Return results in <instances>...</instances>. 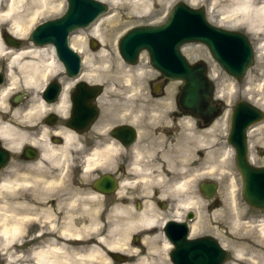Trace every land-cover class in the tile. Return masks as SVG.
Returning a JSON list of instances; mask_svg holds the SVG:
<instances>
[{"label": "flooded vegetation", "instance_id": "af4514ba", "mask_svg": "<svg viewBox=\"0 0 264 264\" xmlns=\"http://www.w3.org/2000/svg\"><path fill=\"white\" fill-rule=\"evenodd\" d=\"M91 27L92 25L89 28ZM88 43L94 49L97 46L94 36H91ZM78 52H80L82 64L76 77L68 75L64 64L54 53L61 65V73L51 77L46 82L49 84V82L56 81L59 85L57 97L54 100L46 98L43 95V90L34 98L27 91L28 89L15 90L16 85L9 89L3 98V104L0 106V120H10L13 126L19 130L24 129L23 131L29 133L33 138H39L40 134L43 133L46 143L59 150L55 163L46 161L47 163L43 164L45 181H51L53 185L58 186L61 178L66 176V187H55L54 192L59 193L56 196L60 195V198L67 203L75 199L86 201L92 192L97 191L94 186L95 180L103 175H109L115 182V188L112 192L103 193L105 199L115 198L118 191L121 190V203L125 206L131 201L135 203L136 209V207H141L143 202L147 200L144 198L148 197L154 203L160 221L154 230L155 238L152 245L160 256V263L174 264L170 252L174 249L175 244L200 240L204 242L201 249L206 251L207 240L211 238L218 247L227 253V259L221 264H228L234 260H238L239 264H264V208L250 206L245 201L242 192V175L237 168L235 156L234 166L238 172L241 186L238 193H232L228 196L233 198L238 194L242 199V209L238 210L235 205L236 210L233 209L232 211L236 214L234 220L236 226H233L231 220L227 219L228 215L226 216L223 206L221 185L214 183L216 188L212 196L216 200L215 202L211 201V203L214 202L217 206L208 205V199H212V196L208 198L201 189V184L208 181L194 177L193 188L190 187V183L184 188H177L176 185L184 180L189 182L193 169L199 170L202 157L206 159L205 151L196 148L195 161L192 162L190 154V137L193 133L190 130L191 119L196 122L195 131L206 133L210 127L215 126L217 118L224 113V103L217 99L213 101L214 104H221V113L210 122H204L191 113L182 110L177 105L176 97L172 100V108L168 109L170 113L157 114L156 118L152 120H143V117H149V114H128V112L123 111L121 106L117 108L107 105L106 113L102 114L100 97L103 89L95 82L82 77L84 72L83 61L87 52L84 50ZM125 64L128 63L125 62ZM0 75L2 77L0 82L1 93L3 89L9 87L5 64L3 68H0ZM156 79L154 86L150 87L154 96L155 94L162 95L169 83V80L165 79L159 72ZM65 82L71 83V86L67 91L64 106L59 111L53 107L60 99ZM81 82H85L86 86L78 89L77 86ZM17 84L25 86L22 82ZM96 85L99 86L98 92L92 89ZM76 90L77 98L73 100L72 94ZM239 101L242 100H237L233 104L230 113ZM38 104H44L45 108L48 109L43 112L38 111L37 119L30 123L25 113ZM71 119L72 122L69 124ZM263 122L264 111L260 121L245 128L248 160L250 164L256 167L264 166V164L254 163L251 160L253 155L251 149L258 152L260 148H253L254 142L250 137L259 132L260 126L264 125ZM65 134H71L68 143ZM201 139L205 143V137L201 136ZM210 139L212 140L213 137ZM154 143L156 144L154 145ZM41 145V141L35 143L24 141L17 149H10L7 166L14 162L13 176H17L18 171L26 168V162L41 158ZM30 148L35 153L33 159L29 158L28 149ZM106 148H110L106 158L96 163V157L93 154ZM112 150L114 151L111 153ZM155 150L159 153H156ZM233 150L235 155V149L233 148ZM210 151L218 153L221 152V148L212 147ZM145 154H151V157L149 155L147 159L144 157ZM153 154H158L155 162L151 161L155 157ZM175 156H178L179 161H175ZM64 160H66L65 163ZM63 165L68 167L63 169ZM95 165L96 167H94ZM57 169H61V172ZM194 174H197V171ZM233 181L235 182V180ZM234 189L236 190V187ZM191 196H194L192 200L190 199ZM51 200L55 202L56 198ZM189 200L192 203L188 204ZM113 205L112 200L107 203L109 208ZM74 206L78 205L75 204ZM208 211L216 212L217 221L215 229L209 231L206 219ZM173 222L182 225L175 226ZM140 239H142V235L139 233V236L133 237L132 242L134 245L144 248ZM72 245L77 246V243L73 242L70 247H74ZM238 251L240 252V259H236Z\"/></svg>", "mask_w": 264, "mask_h": 264}, {"label": "rangeland", "instance_id": "374dc122", "mask_svg": "<svg viewBox=\"0 0 264 264\" xmlns=\"http://www.w3.org/2000/svg\"><path fill=\"white\" fill-rule=\"evenodd\" d=\"M51 1L53 7H48L43 14L35 16V18L29 24L27 34H25V36H22V38H18L17 36H12L9 32H7V35L9 34V36L11 35L12 38L20 40L19 46L21 47L32 45V42L30 40L31 29L36 24L42 21L55 19L61 16L66 9V0ZM102 1H104L108 5V11L99 18L100 20H102V24L99 26L98 34L103 37L105 42L103 43L101 41L102 38L98 37L97 34L92 30V28L89 27L77 30V32L73 36H71V38H69V44L76 51L79 50L76 45H73L74 42L83 44L85 47L84 51L90 54V63L88 64V66L84 65V71L85 69H96L95 76L91 77L92 79H95V83L100 85L103 89V93L100 97L102 114L106 113L107 105L116 106L117 108L121 106L123 108V111L128 112V114H149V117H143V120H152L156 118L157 114L170 113L168 109L172 108V100L176 97V94L178 93V87L181 82L178 80L169 81V83L166 85V88L164 89L165 92L162 95H152L150 87L154 86L153 84L157 80L156 78L158 72L151 66L147 52L142 51L137 63L130 66L133 69H137L139 67L142 68L145 76L134 78L133 82L139 83L140 87L136 89L135 94L133 93V91L129 92L126 89L125 80L122 73L124 72V69L118 62L120 60L123 64L124 60L119 53L117 42L121 35H123L128 29L134 26L159 25L165 22L169 15L171 7L178 1H182L193 8H203L205 10L206 19L207 21H209V23L227 30L242 32L248 37L249 41L251 42L254 51V62L253 65L247 70L244 77L241 79H235L227 74L213 59L207 47L202 43H187L181 47L182 53L189 60V62L203 61L206 63L209 79L213 83L214 98L217 100H221L224 103L225 107L224 113L217 118L216 124L210 132L203 133L200 131H194V125L196 124V122L191 119L190 130L193 133L190 137V154L192 162L195 161L194 157L196 148L200 151H205L206 157V159L202 157L200 169H193V172L197 171L195 177H197L198 179L200 178L199 180H206L208 182H213L221 185V188L223 189V206L225 208L226 216L228 215L227 219L231 220V224L233 226H236L234 223L236 214L232 212L233 208L230 207L229 203V199L231 198V196L229 197L228 195L232 193H238L241 185L238 172L234 166V150L228 143L227 137L229 132L230 109L237 100L252 102L255 106L264 111V102L260 99L261 97H264V93H260L256 90H247L245 87L248 83H251L255 86L264 81V73H262V71L258 69V62L260 58H257L256 56L257 42L256 38L254 37L255 35L247 32L245 26L243 25L238 27H231L229 26V23H227V21H221V15L218 11L219 6L213 7V0H196L194 4L191 3V0H143L146 1L147 7L143 8L140 13L133 10V0ZM228 1L229 0H217L215 1V4L227 5V3H229ZM108 16H111L110 19H106ZM91 36H94L95 41L97 42V46L95 47V49L92 48L88 43L91 39ZM2 40L8 46L19 48L13 45H9L6 42L4 36L2 37ZM39 47L47 51H49L51 47L53 48L52 45H43ZM103 48L105 54L100 56L99 53ZM4 64L5 60L3 58H0V68H3ZM211 69L215 70L214 76H210L209 70ZM119 71L122 72L120 73ZM14 73L18 75V70L15 69ZM107 73L112 77L107 78ZM251 73L253 74V79L250 81L248 76ZM50 78L48 80H50ZM19 82L20 81H18V83ZM106 82L110 83V87L112 88V90L109 91L105 89ZM24 87L20 84H17V88L15 90L28 89L27 91L34 98L37 97V95L40 93V90H33ZM229 88L231 89L229 90ZM0 122L12 123L8 119L0 120ZM258 131L259 132L253 134L250 138L254 142L253 148H260V150L258 152H255L253 151V149H251V154L253 153L251 160L254 163L264 164V153H261L262 151L264 152V125L260 126ZM201 136L205 137V143L201 142ZM211 137H213L212 140L210 139ZM43 140H45V138ZM0 143L5 147L1 139ZM43 143L44 142H42L41 144ZM155 144L156 143H154V145ZM216 146L221 148V152L212 153L211 155V152L214 151H210V149ZM155 151L156 153H159V151ZM224 151L225 154L223 160L221 161L219 159L221 158V155ZM149 155L145 154L144 157L148 159L149 157H151V154ZM153 155H155V157L152 158L151 161L155 162L158 154ZM52 157L50 159L47 157H43L42 159L38 158L37 160L26 162V168L18 171L19 174L17 176L12 175L15 171L12 168L14 162L10 163V165L0 170V184L13 179H16L15 182L17 183L16 186L11 185L9 187L7 186V188L0 187V207H2L3 205H8L6 209H8V212H10V210H13L11 212L14 213L13 215L15 218H20L21 215L25 214L28 216L26 217L25 228L23 229L22 236L21 238H19V240H17L16 242H12L11 244H7L4 240H2V238H0V264H33V260L30 256V251L35 247L43 246L44 241L47 237H55L58 239L57 235L59 231L63 228L68 220H71L66 217L67 214H73L71 217L72 223H74V225L76 226H84L88 222H90V216L88 212H82L83 202H86L87 200L78 201L76 199V203H72L71 201L67 203L60 198V195L56 196V194L59 193L54 192V189L55 187L65 186L66 176H63L61 178V181H59L58 179V186H55L53 184L44 186L45 179L43 176V164L47 162L55 163V160H53L54 158ZM55 158H57V156H55ZM38 160H40V163H38ZM217 160L218 167L211 170L210 167H212ZM175 161H179L178 156H175ZM65 162L66 160H64V163ZM67 167L68 166L63 165V169H66ZM57 170L61 172V169ZM97 173L100 172L97 171ZM233 180H235V182ZM235 187L236 190L234 189ZM120 191L121 190L118 191L115 198L110 199L113 201V204L118 203V201L122 202V193ZM118 197L119 200H117ZM52 198H56V200H54L56 203L52 202ZM234 198L236 208L238 210H241L242 199L238 194L237 196H234ZM107 199L104 198L102 201L104 203H110L109 198ZM215 200L216 198L212 196V199H208V205L210 206L213 204L214 206H217L214 204ZM211 201L214 202L211 203ZM72 204H77L78 206H74ZM132 206L135 209L134 202H132ZM142 206L143 204L141 205V207H136L135 210H140ZM1 211L3 212L4 209H1ZM45 212L53 216V218L51 219L52 223L43 220L41 215ZM96 214L98 215V226L96 227L98 228V230L95 233L89 235L88 231L84 232L83 236H81V239L75 241L77 243V246L72 245L74 247H70L71 243L69 241L63 240L65 245L69 246L70 250H72L71 248H73L77 249V252H83L87 247L95 242L94 240H96L97 237L105 236L107 234L106 218L104 216V213L99 210ZM206 219L208 222V231L215 229V227L217 226L216 212L214 211L213 213L211 211H208ZM41 225H45L48 231L43 235L41 232ZM90 236L91 238L88 239V237ZM135 236H139V232H135L131 236L130 240H132ZM140 249L142 256H145L148 262H151L152 264H162L159 262L160 256L157 254L155 248L154 250H149L142 247ZM113 253H118L121 256H125L126 259L124 261H120L110 256L109 258L111 264H134L138 260H136V257L139 256L136 252L124 253L115 251ZM13 254L17 258L16 262L12 261L11 257L13 256Z\"/></svg>", "mask_w": 264, "mask_h": 264}, {"label": "water", "instance_id": "95a60500", "mask_svg": "<svg viewBox=\"0 0 264 264\" xmlns=\"http://www.w3.org/2000/svg\"><path fill=\"white\" fill-rule=\"evenodd\" d=\"M64 13L55 19L42 21L30 32L34 45H52L58 59L64 64L68 75L76 76L81 67V57L68 44V36L79 28L88 27L92 22L108 11L102 0H66ZM9 45L18 47L20 40L4 35ZM187 43H202L221 68L235 79L244 77L253 65L254 51L248 37L239 31L227 30L207 21L203 8H193L178 1L170 11L166 21L159 25H138L128 29L117 42L119 53L129 64L137 63L139 53H148L151 66L167 80L181 81L176 95L177 105L187 113L197 116L204 122H210L221 113V104L213 103V83L208 76L207 65L202 62H189L181 51ZM2 77L0 75V82ZM85 82L78 84L81 89ZM99 91V86L92 88ZM59 85L49 82L43 95L54 100ZM77 90L72 99L77 98ZM263 118V111L257 106L239 101L230 116L228 142L235 149V161L242 175L243 197L253 207L264 208V166L250 164L247 155V138L245 128ZM72 119L69 121V124ZM29 158L35 153L30 148ZM10 152L0 143V170L9 160ZM97 191L112 192L115 182L109 175H103L94 182ZM215 184L202 183L201 189L210 198L215 192ZM174 223V222H173ZM175 226L182 225L174 223ZM206 251L201 249L204 242L200 240L175 244L170 252L174 264H221L227 259V253L208 238ZM114 259L124 261L125 256L111 253Z\"/></svg>", "mask_w": 264, "mask_h": 264}, {"label": "bare ground", "instance_id": "6f19581e", "mask_svg": "<svg viewBox=\"0 0 264 264\" xmlns=\"http://www.w3.org/2000/svg\"><path fill=\"white\" fill-rule=\"evenodd\" d=\"M215 1L217 0H213V7L219 6L218 11L221 15V21H227L231 27L243 25L245 26L247 32L255 35L254 37L257 42L256 56L257 58H260L258 62V69L264 73V0H229L227 5L215 4ZM132 2V8L136 12L140 13L143 8L147 7L146 1L133 0ZM195 2L196 0H191L192 4ZM48 7H53L51 0H0V58L5 60V70L9 78V87L3 89L0 93V106L3 104V98L6 93L10 88L16 86L18 81L23 82L27 88L42 91L44 84L50 77L57 76L61 73V65L55 58L52 47L49 51L34 44L13 48L12 46H8L2 40V37L7 35V32H9L12 36H17L18 38L25 36L31 21L36 15L43 14ZM110 17L111 16H108L106 19H110ZM101 24L102 20L99 19L92 25L91 28L98 37L102 38L101 41L104 43L105 40L98 34L99 26ZM73 45H76L78 50L85 49L84 45L81 43L74 42ZM104 54L105 51L103 48L99 55L102 56ZM89 59L90 54L87 53L83 61L84 65L88 66L90 63ZM118 62L124 69V72H121L123 73L126 89L129 92L133 91L135 94L136 89L140 86L139 83H134L133 80L134 78L145 76L143 69L140 67L133 69L130 65L125 64V61L123 64L120 60ZM15 69L18 70V75L14 73ZM209 72L210 76H214V69L209 70ZM95 74L96 69H85L82 77L95 82V79H92ZM106 75L108 76L107 78L112 77L108 73ZM252 75L253 74L251 73L248 76L250 81L253 79ZM63 84V92L60 99L53 107L58 110L63 108L67 91L71 86V83L69 82H65ZM245 87L247 90H256L260 93H264V81L255 86L248 83ZM231 88H229V90ZM105 89L109 91L112 90L109 82H106ZM260 99L264 102V97H261ZM37 106L31 107L27 113H25V115H27L26 118L30 121V123L37 119L36 115L39 114L38 111L43 112L48 109L45 108L44 104H38ZM213 128L214 126L212 128L210 127L206 133L210 132ZM65 136L68 143L71 139V134H65ZM44 138L45 135L43 133L40 134L39 138H33V136H30L29 133L19 130L16 126H13L12 123L0 122V139L3 141L8 150L17 149L24 143V141H29L30 143L41 141V143L44 142L41 145V159L43 157L50 159L53 156V160L56 161L57 158H55V156H57V152L59 150L52 147L50 144H47L46 141L43 140ZM201 142H204V140L202 139ZM108 150H110V148L96 151L93 154V156L96 157L95 162L98 163L100 160L105 159ZM113 151L114 150H112L111 153ZM212 153L215 152H211V155ZM224 154L225 151L222 153L219 160H223ZM38 163H40V160H38ZM94 167H96V165ZM217 167L218 160L210 168L213 170V168ZM194 175L195 174L193 172L189 182L185 180L178 182L176 184L177 188H184L189 183L190 187L193 188ZM15 180L16 179L8 180L0 184V187L7 188V186L9 187L11 185L16 186L17 183ZM44 183V186L52 184L51 181H44ZM191 192L194 194L193 190H191ZM103 196L104 194L102 192L94 191L91 193V196L87 199V201L83 202L82 212H88L90 216V222L86 225H74L71 218L73 214H67L66 217L71 220H68L59 231L57 235L58 239L55 237H47L43 246L35 247L30 251L33 264H111L109 257L110 254L115 251L124 253L136 252L139 256L136 257V260H138L134 264H152L146 260L145 256H142V253L140 252L141 247L134 245L132 240H130L131 236L135 232H139L142 235L141 243H143V247L149 250H154L152 245L155 238L154 230L158 227L160 218L157 214L154 203L150 201V197L143 202L142 208L136 211L133 208L131 201L128 202L127 206L118 201V203H115L109 208L107 203L102 201L104 199ZM193 198L194 196L190 197L191 200ZM117 200H119V197ZM191 200L187 203H192ZM71 202L76 203V199ZM230 205L233 209H235L234 197L231 198ZM7 207L8 205L0 207V238H2V240H4L7 244H11L21 238L22 231L25 228L26 217L28 216L25 214L21 215L20 218H15L13 215L14 213L11 212L13 210L8 212V209H6ZM1 209H4V211L2 212ZM99 210L104 213L106 218L107 234L105 236L97 237L96 240H94L95 242L87 247L83 252H77V249L73 248L70 250L69 246H66L63 240H67L73 244V242L81 239L84 232L88 231L89 235L95 233L98 230V228H96L98 226V215L96 213ZM41 216L43 220L47 222H51V219L53 218V216L47 212L43 213ZM40 227L42 235L48 232L45 225H41ZM91 236L88 237V239L91 238ZM239 253L240 252L238 251L236 259H240ZM11 258L13 262L17 261L14 254ZM228 264L239 263L238 260H234Z\"/></svg>", "mask_w": 264, "mask_h": 264}]
</instances>
